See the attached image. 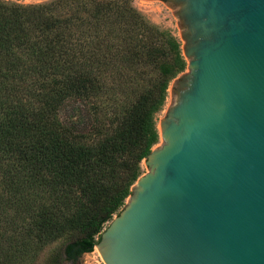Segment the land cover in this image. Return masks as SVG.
Here are the masks:
<instances>
[{
	"label": "trees",
	"instance_id": "1",
	"mask_svg": "<svg viewBox=\"0 0 264 264\" xmlns=\"http://www.w3.org/2000/svg\"><path fill=\"white\" fill-rule=\"evenodd\" d=\"M186 66L133 0H0V264L94 251Z\"/></svg>",
	"mask_w": 264,
	"mask_h": 264
},
{
	"label": "water",
	"instance_id": "2",
	"mask_svg": "<svg viewBox=\"0 0 264 264\" xmlns=\"http://www.w3.org/2000/svg\"><path fill=\"white\" fill-rule=\"evenodd\" d=\"M167 1L189 73L95 247L105 264H264V0Z\"/></svg>",
	"mask_w": 264,
	"mask_h": 264
},
{
	"label": "rangeland",
	"instance_id": "3",
	"mask_svg": "<svg viewBox=\"0 0 264 264\" xmlns=\"http://www.w3.org/2000/svg\"><path fill=\"white\" fill-rule=\"evenodd\" d=\"M51 0H28L22 3H42V2H49ZM133 5L136 7L137 10H139L151 23L155 24L156 26L160 27L161 29L169 30L180 42L182 54H183V45L184 42L181 39V29H180V23L178 22V17L175 15V8L169 4L167 0H151L150 3H145L138 0H133ZM185 58V57H184ZM186 61V68L183 73H181L171 84L168 90V96L166 100V104L164 106L163 111L157 116V127L160 132V124L161 121L166 117L167 112L169 109L176 105V80L180 79L185 74L189 73L188 69V61ZM163 145L162 138L160 136L159 143L154 147V149L159 148ZM142 169V175H145L147 172L146 163L145 160L141 164ZM136 184V183H135ZM129 198L126 200L125 205L120 209L119 213L126 207L128 204ZM118 215H114L113 219L117 217ZM112 219V220H113ZM110 220L108 223H106L104 227V231L106 228L110 225L112 222ZM103 231V232H104ZM102 232V233H103ZM99 243V242H98ZM55 248V246H52L50 248H47L39 257L36 264H46L47 257L49 256V253ZM79 264H105L101 256L99 255V252L96 250V247L94 248L93 252L86 253L82 256Z\"/></svg>",
	"mask_w": 264,
	"mask_h": 264
},
{
	"label": "bare ground",
	"instance_id": "4",
	"mask_svg": "<svg viewBox=\"0 0 264 264\" xmlns=\"http://www.w3.org/2000/svg\"><path fill=\"white\" fill-rule=\"evenodd\" d=\"M96 250H98L97 247H96ZM98 252H99V251H98ZM99 255H100V253H99ZM100 256H101V255H100ZM101 258H102V257H101Z\"/></svg>",
	"mask_w": 264,
	"mask_h": 264
}]
</instances>
